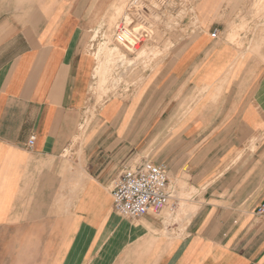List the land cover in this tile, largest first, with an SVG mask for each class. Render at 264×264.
<instances>
[{
    "label": "crops",
    "instance_id": "1",
    "mask_svg": "<svg viewBox=\"0 0 264 264\" xmlns=\"http://www.w3.org/2000/svg\"><path fill=\"white\" fill-rule=\"evenodd\" d=\"M117 1L0 0V264H264V2L164 5L188 41L100 97ZM146 163L175 208L124 217L114 184Z\"/></svg>",
    "mask_w": 264,
    "mask_h": 264
},
{
    "label": "rangeland",
    "instance_id": "2",
    "mask_svg": "<svg viewBox=\"0 0 264 264\" xmlns=\"http://www.w3.org/2000/svg\"><path fill=\"white\" fill-rule=\"evenodd\" d=\"M180 1L187 0L117 1L113 6V13L107 24L106 32L100 33V35L97 34L93 38L95 51L99 49L97 55L99 67L96 71L99 81L96 91L100 97L103 95L106 97L114 96L122 87L125 90L128 89L131 84L136 82L132 80L137 79L140 69L146 70L152 64L162 62L169 55V51L172 52V56L173 54H178L180 46L188 40L179 38L163 39L160 37L158 30L159 26L163 25H166L168 30H178L179 24L177 22L163 24L162 20L164 5L169 4L175 8L176 4ZM261 1L264 2V0ZM177 14H180L179 10L175 12L172 9V15L176 16ZM119 26L129 28L128 30H131L133 35L140 40L141 43L137 45L139 46L137 50L129 52L127 49L118 47V50L114 54H111V49L119 46L116 41V33ZM230 41L233 42L234 40L232 39ZM108 55L112 57H109V61L107 59L108 70L105 81L100 82L101 79L98 71ZM122 67L123 71H121ZM89 122L90 120H86L84 127L88 126ZM187 201L189 200L184 199L179 201V204H177L179 211L181 206L186 204Z\"/></svg>",
    "mask_w": 264,
    "mask_h": 264
},
{
    "label": "built area",
    "instance_id": "3",
    "mask_svg": "<svg viewBox=\"0 0 264 264\" xmlns=\"http://www.w3.org/2000/svg\"><path fill=\"white\" fill-rule=\"evenodd\" d=\"M128 29L125 26L117 28V42L128 43V39L132 38ZM213 37H216V32ZM137 40L136 38L133 48L140 43ZM32 143L33 139L30 144ZM112 197L115 211L124 217L136 219L150 213H160L171 205L173 197L166 168L149 163L137 169L124 170L114 184ZM171 206L175 208V205ZM263 213L264 205L259 209V214Z\"/></svg>",
    "mask_w": 264,
    "mask_h": 264
},
{
    "label": "bare ground",
    "instance_id": "4",
    "mask_svg": "<svg viewBox=\"0 0 264 264\" xmlns=\"http://www.w3.org/2000/svg\"><path fill=\"white\" fill-rule=\"evenodd\" d=\"M130 33L132 34V38H129L128 39V43L127 44H120L118 42V45L119 46H116V47H113V49H111V54H114L119 48H124V49H127L129 52L131 51H134V50H137L139 46H137L139 43H137V45L133 48V44L136 40L135 36L133 35V32L131 30H129ZM141 43V42H140ZM109 57H112L111 55H108V57L105 58L104 62L101 64V68H99V71H98V75L100 76V79L101 81L100 82H104L105 81V76L107 74V70H108V66H107V59L108 61L110 60Z\"/></svg>",
    "mask_w": 264,
    "mask_h": 264
}]
</instances>
